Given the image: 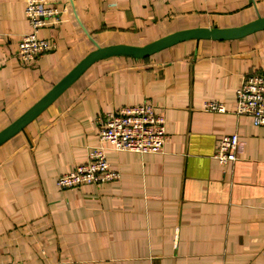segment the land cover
<instances>
[{"label":"crops","instance_id":"1","mask_svg":"<svg viewBox=\"0 0 264 264\" xmlns=\"http://www.w3.org/2000/svg\"><path fill=\"white\" fill-rule=\"evenodd\" d=\"M51 2L61 21L40 34L52 48L27 64L17 54L32 29L26 0H0V131L98 47L264 17V0ZM262 70L264 29L92 63L0 144V264H264V125L238 115L235 98L243 75ZM145 100L166 117L162 151L110 150L120 180L57 185L99 143L100 115ZM233 132L238 158L222 165L215 147Z\"/></svg>","mask_w":264,"mask_h":264},{"label":"built area","instance_id":"2","mask_svg":"<svg viewBox=\"0 0 264 264\" xmlns=\"http://www.w3.org/2000/svg\"><path fill=\"white\" fill-rule=\"evenodd\" d=\"M61 9L51 0H26L25 16L31 31L23 33L18 44V58L32 64L52 48L42 37L41 29L61 21ZM236 113L248 115L255 126L264 125V70L243 75L236 92ZM205 109L224 111L225 104L209 100ZM99 143L89 149L88 159L72 170L62 173L57 185L71 189L83 184H105L120 180L121 172L110 166V150L137 153H159L169 138L164 114L150 101L123 105L98 117ZM240 138L237 132L223 134L218 140L214 156L227 165L238 158Z\"/></svg>","mask_w":264,"mask_h":264},{"label":"water","instance_id":"3","mask_svg":"<svg viewBox=\"0 0 264 264\" xmlns=\"http://www.w3.org/2000/svg\"><path fill=\"white\" fill-rule=\"evenodd\" d=\"M264 29V17L237 27H196L176 31L144 46L136 45H110L98 47L84 57L63 79H61L46 95L38 100L30 109L22 114L9 126L0 131V144L32 121L43 109L51 104L57 96L73 83L92 63L109 55H130L136 58L150 56L156 51L173 45L177 42L193 38L232 39L239 38L258 30Z\"/></svg>","mask_w":264,"mask_h":264}]
</instances>
